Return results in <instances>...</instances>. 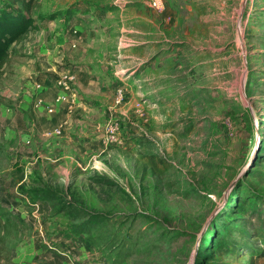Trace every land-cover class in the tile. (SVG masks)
Segmentation results:
<instances>
[{"label": "rangeland", "instance_id": "obj_1", "mask_svg": "<svg viewBox=\"0 0 264 264\" xmlns=\"http://www.w3.org/2000/svg\"><path fill=\"white\" fill-rule=\"evenodd\" d=\"M32 15L0 70V264H264V0Z\"/></svg>", "mask_w": 264, "mask_h": 264}, {"label": "trees", "instance_id": "obj_2", "mask_svg": "<svg viewBox=\"0 0 264 264\" xmlns=\"http://www.w3.org/2000/svg\"><path fill=\"white\" fill-rule=\"evenodd\" d=\"M34 4L35 0H8L1 5L0 70L10 56V48L18 43L33 27ZM18 6L19 8L15 9Z\"/></svg>", "mask_w": 264, "mask_h": 264}, {"label": "built area", "instance_id": "obj_3", "mask_svg": "<svg viewBox=\"0 0 264 264\" xmlns=\"http://www.w3.org/2000/svg\"><path fill=\"white\" fill-rule=\"evenodd\" d=\"M72 81H74V77H70V76H66L62 79H60L58 85L61 87V93L56 97L54 103H60L63 99H64V95H65V92L68 91L70 89V85L72 83ZM119 101H122L123 97L122 95L120 94L119 95ZM49 111L52 113L54 111V107H50ZM110 129L109 131H107V133H105V137L103 139V142L105 144H107L109 141H115L118 137V125H115V124H112L109 126Z\"/></svg>", "mask_w": 264, "mask_h": 264}, {"label": "crops", "instance_id": "obj_4", "mask_svg": "<svg viewBox=\"0 0 264 264\" xmlns=\"http://www.w3.org/2000/svg\"><path fill=\"white\" fill-rule=\"evenodd\" d=\"M83 102H79L78 104L81 106V104H84ZM89 105H92V103H89ZM66 107L67 106H63V105L60 106V109L56 112L57 117L55 118V120L51 119L52 122L55 121L54 124H53V125L56 124L55 128H61V126H63V125L71 126V125L74 124L75 121L72 118L73 117L72 116L73 112H72V110H70V112L69 111H64V110H66L65 109ZM75 107H76L75 105L69 106V108H73V109H75ZM83 107L85 108V106H83ZM35 111L38 112V113L39 112L41 113L40 109H36ZM46 123H48V122L46 121ZM51 260H54V259H51ZM50 262H52V261H50Z\"/></svg>", "mask_w": 264, "mask_h": 264}]
</instances>
